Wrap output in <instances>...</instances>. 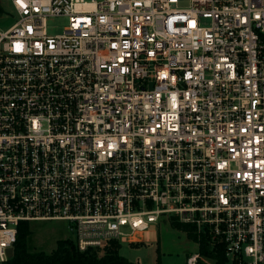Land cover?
<instances>
[{"label":"built area","instance_id":"built-area-1","mask_svg":"<svg viewBox=\"0 0 264 264\" xmlns=\"http://www.w3.org/2000/svg\"><path fill=\"white\" fill-rule=\"evenodd\" d=\"M7 1L0 264L22 223L86 252L162 219L264 264V0Z\"/></svg>","mask_w":264,"mask_h":264},{"label":"rangeland","instance_id":"rangeland-1","mask_svg":"<svg viewBox=\"0 0 264 264\" xmlns=\"http://www.w3.org/2000/svg\"><path fill=\"white\" fill-rule=\"evenodd\" d=\"M190 6V0H183L181 8ZM7 0H0V31L5 32L18 20V17L11 12ZM69 25L67 17H54L47 21V32L49 35L62 34ZM205 26L208 23H204ZM29 236L27 238V252L53 253L58 242L71 240V234L63 223L59 222H33L29 223ZM197 240L191 239L187 232L178 229L172 222L162 219L158 224L152 225L143 233H137L131 239L111 241L104 248L96 250L99 257L107 253V248L113 243L121 245L120 254L136 264H187V259L199 254L198 264H216V260L203 253V243L208 250L216 253V246L206 235H199L195 229ZM116 243V244H117Z\"/></svg>","mask_w":264,"mask_h":264},{"label":"trees","instance_id":"trees-1","mask_svg":"<svg viewBox=\"0 0 264 264\" xmlns=\"http://www.w3.org/2000/svg\"><path fill=\"white\" fill-rule=\"evenodd\" d=\"M29 223H22L19 226L17 241L14 245V255L5 264H136L120 254L121 245L113 243L107 248V253L103 257L98 256L96 250L81 252L74 241L63 240L58 242L57 249L51 254L28 253L27 238L29 236ZM172 225L184 232H187L191 239L197 240V235L193 233L190 225L179 223L172 219ZM203 243V253L216 260V264H225L224 250L221 245H216V253L208 250ZM161 262L159 261V264Z\"/></svg>","mask_w":264,"mask_h":264},{"label":"water","instance_id":"water-1","mask_svg":"<svg viewBox=\"0 0 264 264\" xmlns=\"http://www.w3.org/2000/svg\"><path fill=\"white\" fill-rule=\"evenodd\" d=\"M8 254H9V258H12L14 255V248L9 249Z\"/></svg>","mask_w":264,"mask_h":264}]
</instances>
